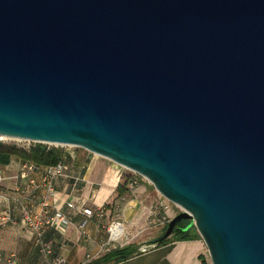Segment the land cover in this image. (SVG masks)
<instances>
[{"label": "water", "instance_id": "water-1", "mask_svg": "<svg viewBox=\"0 0 264 264\" xmlns=\"http://www.w3.org/2000/svg\"><path fill=\"white\" fill-rule=\"evenodd\" d=\"M0 136L145 177L211 264H264V0H0Z\"/></svg>", "mask_w": 264, "mask_h": 264}, {"label": "crops", "instance_id": "crops-1", "mask_svg": "<svg viewBox=\"0 0 264 264\" xmlns=\"http://www.w3.org/2000/svg\"><path fill=\"white\" fill-rule=\"evenodd\" d=\"M70 172L79 176V192L74 199L88 200L87 205L95 215L88 220L82 235L79 223L81 214H73L66 232L62 235L53 229L45 232V239L54 247V255L60 254L65 259L64 264H210L209 255L202 239L170 241L171 235L163 237L166 243L156 246L146 253L133 254L139 244L156 243L161 240L166 231L162 218L171 219L167 211H163L159 203L155 204L153 195L146 185L130 186V177L118 164L100 156L82 153L77 158H71ZM6 173L15 170L10 160ZM69 178H60L55 187L58 192L59 207L65 210L63 202L72 197ZM127 183L123 191H118V185ZM95 186V196L90 197ZM98 208H101L99 213ZM71 213V212H70ZM122 224L125 244H105L107 241L106 227L112 221ZM108 247V248H107ZM115 248H125L130 255L119 259L101 258ZM0 264H50L53 256H42L32 243L31 232L20 222L16 225L0 227ZM128 252V253H129ZM13 255V256H12Z\"/></svg>", "mask_w": 264, "mask_h": 264}, {"label": "built area", "instance_id": "built-area-1", "mask_svg": "<svg viewBox=\"0 0 264 264\" xmlns=\"http://www.w3.org/2000/svg\"><path fill=\"white\" fill-rule=\"evenodd\" d=\"M2 139L13 138L0 136V141ZM70 167L66 161L42 166L32 161L20 160L17 167L15 164V170L7 174L6 166L0 164V227L16 225L17 222H20L31 232L34 240L33 245L37 251L44 257L53 256L50 264H64L65 259L60 254L54 255V247L50 241L45 239V232L48 229H53L63 235L71 223L72 215L81 214L83 219L78 227L82 235H86L85 226L88 220L96 214L87 205L89 199L78 201L73 198V195L79 192L80 178L71 174ZM130 171L132 176L128 183L130 186H136L138 184L137 176L140 175ZM60 178L71 180L69 187L72 197L64 200L65 210L58 206L59 199L56 198L58 192L55 184ZM94 196L95 190L92 188L90 197L94 198ZM159 206L163 211H166L167 206L164 204H159ZM98 211L100 213L101 208H98ZM169 220L166 216L162 218L163 223L169 222ZM106 232L107 241L105 244H116L117 247H122L125 244L124 230L119 221H112L108 224ZM156 246L157 243H141L133 254L146 253ZM1 260L2 253L0 252Z\"/></svg>", "mask_w": 264, "mask_h": 264}, {"label": "trees", "instance_id": "trees-1", "mask_svg": "<svg viewBox=\"0 0 264 264\" xmlns=\"http://www.w3.org/2000/svg\"><path fill=\"white\" fill-rule=\"evenodd\" d=\"M12 157H17L23 161H32L42 166L55 165L60 161H70L69 154L64 153L62 149L56 147H47L42 143L31 144L29 147L25 148L0 142V164H8ZM127 183L118 185V191H123L122 188H126L128 186ZM190 229L193 230V234L189 233ZM170 239V241L172 242L180 240L200 239V236L191 223H188L187 226L176 223ZM156 243L157 246L163 245L166 243V240L162 236L161 240H157ZM128 252H126L125 248H115L108 252L105 256H103L101 258V261L105 262L109 258H123L130 255L132 251H130L129 253Z\"/></svg>", "mask_w": 264, "mask_h": 264}, {"label": "rangeland", "instance_id": "rangeland-1", "mask_svg": "<svg viewBox=\"0 0 264 264\" xmlns=\"http://www.w3.org/2000/svg\"><path fill=\"white\" fill-rule=\"evenodd\" d=\"M0 142L4 143V144H13V145H16V146L18 145L17 147H25V148L29 147L31 144L37 143V142L24 141V140L23 141H17V140H14V139H2ZM42 144H45L47 147H56V148L62 149L64 151V153L69 154L70 159L73 158V157L75 159L82 153H89V154L95 156V154H93L91 152H88L87 150H85L83 148H80V147H73V146H68V145H54V144H47V143H42ZM20 160L21 159H19L17 157H12L11 158L12 163H14V165L16 164V167H17V164H18V162ZM121 168H122V170L124 172H126L129 176H131L132 172L130 170H128V169H126V168H124L122 166H121ZM137 179H138V184L146 185L148 187V189L150 190L151 194L153 195V198H155L153 203L155 202V204L159 203V204H164L165 206H167L166 211L168 212L169 215H171V216L173 215L174 216V215H176L177 213H179L181 211V208L179 206L173 204L172 202H170L169 200L164 198L145 177L137 176ZM93 189L94 190L96 189L95 186H93ZM56 198H58V193H56ZM177 223H179L180 225H183V226H187V224L188 223H192V221H190V219L186 218V219L180 220ZM189 233L193 234V230L190 229ZM33 241L34 240L32 238V243H33ZM209 262H210V259H209ZM210 264H211V262H210Z\"/></svg>", "mask_w": 264, "mask_h": 264}]
</instances>
